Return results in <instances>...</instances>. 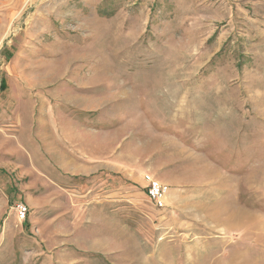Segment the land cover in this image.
Listing matches in <instances>:
<instances>
[{
    "label": "rangeland",
    "instance_id": "1",
    "mask_svg": "<svg viewBox=\"0 0 264 264\" xmlns=\"http://www.w3.org/2000/svg\"><path fill=\"white\" fill-rule=\"evenodd\" d=\"M0 264H264V0H0Z\"/></svg>",
    "mask_w": 264,
    "mask_h": 264
},
{
    "label": "built area",
    "instance_id": "2",
    "mask_svg": "<svg viewBox=\"0 0 264 264\" xmlns=\"http://www.w3.org/2000/svg\"><path fill=\"white\" fill-rule=\"evenodd\" d=\"M168 191L169 188L167 186H163L157 181H153V183L150 186L146 187L147 195L154 202V204L159 207H163L165 205L162 199L164 195L167 194ZM15 209L20 219L26 218L28 210H27V206L24 203L18 202L15 206Z\"/></svg>",
    "mask_w": 264,
    "mask_h": 264
}]
</instances>
